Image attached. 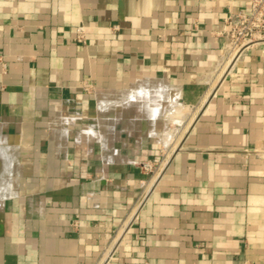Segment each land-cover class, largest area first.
<instances>
[{"label":"crops","instance_id":"0c3cea01","mask_svg":"<svg viewBox=\"0 0 264 264\" xmlns=\"http://www.w3.org/2000/svg\"><path fill=\"white\" fill-rule=\"evenodd\" d=\"M249 4L0 0V264H264V42L218 35Z\"/></svg>","mask_w":264,"mask_h":264},{"label":"built area","instance_id":"2783aa9c","mask_svg":"<svg viewBox=\"0 0 264 264\" xmlns=\"http://www.w3.org/2000/svg\"><path fill=\"white\" fill-rule=\"evenodd\" d=\"M218 35L226 40L227 58L232 56L231 62L250 45L264 42V0H250L247 11L229 13ZM75 41L85 43L84 28L81 25L76 29ZM164 158L163 155L159 161H143L140 168L147 175L158 177L165 167Z\"/></svg>","mask_w":264,"mask_h":264},{"label":"bare ground","instance_id":"6f19581e","mask_svg":"<svg viewBox=\"0 0 264 264\" xmlns=\"http://www.w3.org/2000/svg\"><path fill=\"white\" fill-rule=\"evenodd\" d=\"M162 91H164V90H162ZM152 92V91H151ZM145 93V90H143V89H137V90H134V91H132L128 96L129 97H127L126 98V103L127 104H130L129 102L130 101H135V99H136V96H137V94L138 95H141V94H144ZM170 93V92H169ZM143 97V96H142ZM146 97H150V95L149 96H146ZM171 97H173V96H171ZM145 98V97H144ZM143 98V99H144ZM135 102H137V101H135ZM146 103V102H145ZM169 103V102H168ZM108 103H105V105H107ZM174 104H175V102H174ZM177 104V103H176ZM146 105V104H145ZM164 106V105H163ZM166 106V105H165ZM171 106V105H170ZM166 108V107H165ZM166 110V109H165ZM139 112V111H138ZM135 114V113H134ZM155 116V115H154ZM154 116H153V118H154ZM165 135H168L167 134V132H165ZM2 136V135H1ZM5 146H4V144L1 142V140H0V158H2V156H3V168H1L2 169V171L0 172V189H1V187L3 186V184H2V182L1 181H3V178H2V175L4 176V173H5V168L8 166V162L6 161V159H5V155H6V150H8L7 148H6V150H5ZM6 156H9V153H7V155ZM10 162V161H9ZM10 164V163H9ZM2 167V166H1ZM6 178V177H5ZM10 185V184H9ZM7 192H8V194L10 195V194H12L11 192H12V188H9L8 190H7ZM5 194H3L2 195V197H0V200H2L3 199V196H4Z\"/></svg>","mask_w":264,"mask_h":264},{"label":"rangeland","instance_id":"374dc122","mask_svg":"<svg viewBox=\"0 0 264 264\" xmlns=\"http://www.w3.org/2000/svg\"><path fill=\"white\" fill-rule=\"evenodd\" d=\"M231 57H232V56H229V57L227 58V59H228L227 62H229V63L231 62ZM182 112H183V111L181 110L179 116L182 115ZM179 116H178V117H179ZM176 117H177V116H176ZM176 119H178V118H176ZM172 129H173V128H170L169 131L171 132ZM167 134L169 135V133H167ZM168 135H165V136L167 137ZM165 136H164V137H165ZM5 177H6V172L4 173V176H2L3 181H1V182H2L3 186H2L1 189H0V197H2L3 194H5L4 196H6V194L8 193L7 190L11 187L10 180L8 181V179L5 178ZM9 184H10V185H9ZM4 196H3V197H4Z\"/></svg>","mask_w":264,"mask_h":264}]
</instances>
